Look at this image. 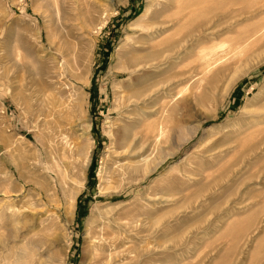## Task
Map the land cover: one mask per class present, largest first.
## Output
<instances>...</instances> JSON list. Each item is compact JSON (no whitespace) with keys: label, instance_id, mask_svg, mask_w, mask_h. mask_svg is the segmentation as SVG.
<instances>
[{"label":"rangeland","instance_id":"rangeland-1","mask_svg":"<svg viewBox=\"0 0 264 264\" xmlns=\"http://www.w3.org/2000/svg\"><path fill=\"white\" fill-rule=\"evenodd\" d=\"M216 14L127 106L139 47ZM259 107L264 0H0V264H93L110 227L113 264H264Z\"/></svg>","mask_w":264,"mask_h":264},{"label":"bare ground","instance_id":"bare-ground-1","mask_svg":"<svg viewBox=\"0 0 264 264\" xmlns=\"http://www.w3.org/2000/svg\"><path fill=\"white\" fill-rule=\"evenodd\" d=\"M239 2H240V0H239ZM234 5H235L234 7H236V3ZM242 9H244V11L248 10L244 7L243 8L239 7L237 9H234L232 12H235L236 10L241 11ZM234 14H237V13H233V15ZM218 16L219 15L216 14V15L212 16L211 18H209L208 20H203V21H198L196 23H192V25L189 28L185 29L184 31H182L181 33H179L177 35H173L167 42H160V43H155V44L146 43L147 44L146 46L139 47V48L146 49V51L144 53L138 55V56H133L129 61L127 60L128 61L127 63L125 61L126 65L123 67H125L130 72V74L131 73L132 74L135 73V74H139V75L145 74V76H148V75H146L147 73L156 72L158 76H161V74L163 72L169 71L172 68V65L174 63H176V64H178L179 62L183 63V60L185 58V56L183 54L185 53V50H184L185 47H187L185 45V42L187 41V39L191 38L190 39L191 41H195V40H198L199 38H201L202 35L207 34L208 31H210L209 29L212 28V27L210 28V26L214 23L215 19L218 18ZM143 18H144V16H142L139 19V21L142 20ZM153 31H154L153 27L150 28L149 26L141 25V32L143 35H147V36L149 35L151 37H154L156 34H158L157 32H159L156 30V32L154 33ZM148 38L150 39V37H148ZM151 40H153V39H151ZM179 65L181 66L182 64H179ZM186 72H187L186 69H184V68L180 69V67H177L173 71H170V73L165 75L164 77L161 76L162 78L160 77L158 79V81H156V82L154 81V83H152L151 87H147L146 89H142L136 93L129 95L128 99L124 98V101L127 100V102H128L126 105L128 106V104H136V105L137 104H144L145 101L147 100V97L149 96V94H151L150 91L155 89L154 87L157 88L158 85L161 86L164 84H166L169 87L170 83H171V81H173V79L175 80L177 78L178 79L183 78ZM141 77H144V76H141ZM157 78H154V79H157ZM147 85H149V84H147ZM160 86H158V87H160ZM154 94H156V93H154ZM154 94H152V96ZM152 96H151V98H152ZM259 109H261L262 112L264 110L262 107L261 108L259 107ZM259 112H261V111L259 110ZM259 112L257 111V113H259ZM260 122H264V118H262L261 121L255 122V123H260ZM158 145L160 146V143H158L157 146ZM123 146L126 147L124 144H123ZM160 150L161 149H159L158 152ZM147 151H148V149H147ZM126 153L133 154L134 152L132 153V151L129 150V152H125L124 154H126ZM147 156H149V155L147 154L145 156V159L147 158ZM86 162H87L86 165H88L89 158L86 160ZM139 165L137 164L136 166H139ZM81 169H83V167ZM118 225H120V224L118 223ZM121 226H122V224H121ZM110 228L111 229L107 230V231L104 229L105 231H103V233L100 234L101 235L100 239H98V241H94L95 250L97 249L100 252L97 251L98 253H96V255L94 257L93 264H110V263L113 264L112 263L113 259L117 258L116 254L114 253L115 251H112L111 249L115 250L114 248H117L119 246L120 241L117 238V236L115 235L116 231H114L112 227H110ZM96 236L97 235H95V237ZM120 247H121V245H120ZM120 247H118V248H120ZM116 252H118V250Z\"/></svg>","mask_w":264,"mask_h":264}]
</instances>
